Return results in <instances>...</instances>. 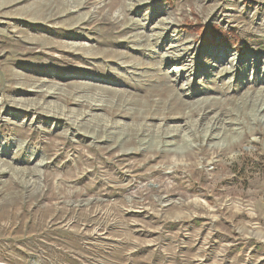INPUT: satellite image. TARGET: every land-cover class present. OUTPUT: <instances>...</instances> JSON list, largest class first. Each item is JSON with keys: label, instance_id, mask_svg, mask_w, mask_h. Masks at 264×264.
Here are the masks:
<instances>
[{"label": "rangeland", "instance_id": "374dc122", "mask_svg": "<svg viewBox=\"0 0 264 264\" xmlns=\"http://www.w3.org/2000/svg\"><path fill=\"white\" fill-rule=\"evenodd\" d=\"M0 264H264V0H0Z\"/></svg>", "mask_w": 264, "mask_h": 264}]
</instances>
